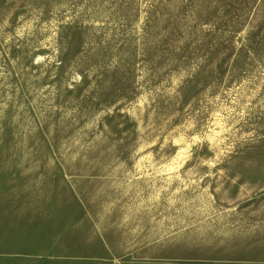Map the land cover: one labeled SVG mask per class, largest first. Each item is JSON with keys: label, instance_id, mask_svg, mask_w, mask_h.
I'll return each mask as SVG.
<instances>
[{"label": "rangeland", "instance_id": "rangeland-1", "mask_svg": "<svg viewBox=\"0 0 264 264\" xmlns=\"http://www.w3.org/2000/svg\"><path fill=\"white\" fill-rule=\"evenodd\" d=\"M9 226L21 251L64 227L113 264H258L264 0H0Z\"/></svg>", "mask_w": 264, "mask_h": 264}, {"label": "crops", "instance_id": "crops-1", "mask_svg": "<svg viewBox=\"0 0 264 264\" xmlns=\"http://www.w3.org/2000/svg\"><path fill=\"white\" fill-rule=\"evenodd\" d=\"M14 229L13 226H9L6 232L8 238L0 239V264H113L97 252L80 255L73 253L74 246L71 241L73 230L71 228L67 230L64 227H57L54 230L45 226L34 228L28 251L12 249L18 246L16 237L18 232ZM57 234H59V239L54 237ZM5 240L8 241V247H12L11 249L3 250ZM256 260L258 264H264V255L263 258L258 257Z\"/></svg>", "mask_w": 264, "mask_h": 264}]
</instances>
